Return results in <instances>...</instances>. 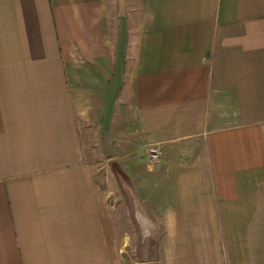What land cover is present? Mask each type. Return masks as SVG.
Instances as JSON below:
<instances>
[{"label":"crops","instance_id":"0c3cea01","mask_svg":"<svg viewBox=\"0 0 264 264\" xmlns=\"http://www.w3.org/2000/svg\"><path fill=\"white\" fill-rule=\"evenodd\" d=\"M123 30L109 142L162 229L139 261L264 264V0H0V264H121L91 141Z\"/></svg>","mask_w":264,"mask_h":264},{"label":"water","instance_id":"95a60500","mask_svg":"<svg viewBox=\"0 0 264 264\" xmlns=\"http://www.w3.org/2000/svg\"><path fill=\"white\" fill-rule=\"evenodd\" d=\"M124 40L125 34L123 30L118 50L114 82L108 94L105 108L100 117V140L104 155L108 158L111 170L115 174L125 196L131 219L137 231V254L139 260L148 263L158 259V243L162 235V229L157 218L140 198L130 175L115 157V152L109 142L110 121L114 110L115 100L123 82L124 69L122 57Z\"/></svg>","mask_w":264,"mask_h":264},{"label":"rangeland","instance_id":"374dc122","mask_svg":"<svg viewBox=\"0 0 264 264\" xmlns=\"http://www.w3.org/2000/svg\"><path fill=\"white\" fill-rule=\"evenodd\" d=\"M91 154L94 159L95 177L99 184L102 198L107 207L112 211L116 221L118 245L121 249V264H144L139 261L136 252L135 228L132 224H127L126 221V209L124 208H127V204L125 197L107 158L101 150L97 134H94L91 141Z\"/></svg>","mask_w":264,"mask_h":264},{"label":"built area","instance_id":"2783aa9c","mask_svg":"<svg viewBox=\"0 0 264 264\" xmlns=\"http://www.w3.org/2000/svg\"><path fill=\"white\" fill-rule=\"evenodd\" d=\"M149 155L152 159L158 160L160 158V148L156 145H152L148 149Z\"/></svg>","mask_w":264,"mask_h":264}]
</instances>
